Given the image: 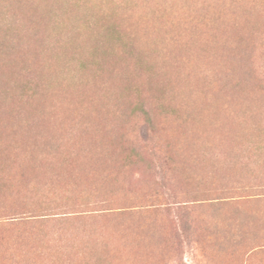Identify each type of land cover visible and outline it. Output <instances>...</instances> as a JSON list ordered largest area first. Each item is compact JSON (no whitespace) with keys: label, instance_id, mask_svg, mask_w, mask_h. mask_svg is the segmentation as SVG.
<instances>
[{"label":"rangeland","instance_id":"rangeland-1","mask_svg":"<svg viewBox=\"0 0 264 264\" xmlns=\"http://www.w3.org/2000/svg\"><path fill=\"white\" fill-rule=\"evenodd\" d=\"M0 264H264V0H0Z\"/></svg>","mask_w":264,"mask_h":264},{"label":"bare ground","instance_id":"bare-ground-1","mask_svg":"<svg viewBox=\"0 0 264 264\" xmlns=\"http://www.w3.org/2000/svg\"><path fill=\"white\" fill-rule=\"evenodd\" d=\"M229 130H230V128H229Z\"/></svg>","mask_w":264,"mask_h":264}]
</instances>
